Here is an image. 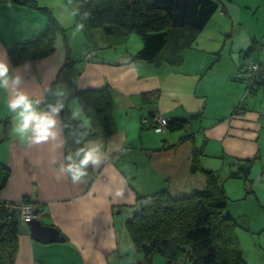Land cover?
<instances>
[{
  "label": "crops",
  "instance_id": "obj_1",
  "mask_svg": "<svg viewBox=\"0 0 264 264\" xmlns=\"http://www.w3.org/2000/svg\"><path fill=\"white\" fill-rule=\"evenodd\" d=\"M220 8L224 15L220 14ZM241 10L242 6H219L215 18L198 36L197 46L184 52L178 67L131 62L130 55L142 47L137 40H133L130 48L121 47L122 43L120 48L112 45L114 50L103 51L104 56L99 59L96 55L89 60L80 58L76 72L80 78L73 81L75 91L71 100L77 98L78 90L106 88L115 133L107 138L97 135L87 142L102 144L105 159L79 183L60 176L64 145L58 148L51 141L34 145L14 134L15 118L6 107L8 93L0 90V132L4 120L13 123L11 137L0 143L1 163L10 170L0 191V201L30 198L42 206L40 221L56 227L65 237L64 242L41 243L31 238L29 226L23 224L14 264H139L142 256L135 251L125 227L135 211L138 195L167 190L171 196L180 197L204 189L205 174L192 170L194 147L204 151L199 160L201 168H206L208 156L213 152L238 155L260 152L264 105L255 104L258 108L255 109L249 103L257 99L256 96L252 100L251 94L264 91V83L248 91V79L240 76L239 66L247 60L242 58V51L253 38V33L236 25L244 16ZM68 16L69 21L61 20L60 25L75 26L72 10L65 16L67 20ZM45 25V17L38 10L20 1L0 0V59L18 70L22 64H11L10 48L39 36ZM67 29L64 28L65 36ZM82 32L88 41L100 36L111 46L100 30L93 34L84 29ZM67 46L71 50L67 37L64 40L58 36L52 55L31 60L25 87L34 96L44 99L63 66ZM95 46L90 43V50L105 49H94ZM254 57L264 62L259 56ZM149 91L159 92L154 105L144 103L143 93ZM70 111L72 114L78 111L80 115L72 118L81 123L87 120V128L95 131L79 100L72 102ZM153 114L184 119L188 127L157 133L153 130ZM58 129L65 141L61 122ZM251 138L255 140L249 144L247 140ZM230 171L236 172L234 167ZM117 191L122 195L117 197ZM158 261L165 264L162 258Z\"/></svg>",
  "mask_w": 264,
  "mask_h": 264
},
{
  "label": "trees",
  "instance_id": "obj_2",
  "mask_svg": "<svg viewBox=\"0 0 264 264\" xmlns=\"http://www.w3.org/2000/svg\"><path fill=\"white\" fill-rule=\"evenodd\" d=\"M76 6L71 7L75 14V26H83L88 34L100 30L107 38L126 40L131 33L139 36L142 47L130 55V61H144L155 67H178L182 64L184 52L193 48L194 43L217 12L220 0H67ZM21 4L38 10L46 25L42 33L23 43H15L8 55L12 65H19L25 59L33 60L52 55L56 49L57 37L65 40L64 28L50 10L38 6L35 0H20ZM120 40V41H121ZM110 41V40H109ZM242 51L243 60L239 68L245 72L246 65L255 58L256 40ZM114 42V41H110ZM122 42V41H121ZM69 51V47H67ZM219 54V53H217ZM250 58V59H248ZM74 61L66 57L64 66H73ZM264 66V63L259 62ZM240 72V70H239ZM261 74V73H260ZM257 81L263 78L255 74ZM59 80V74L44 97L48 103L62 99L65 107L60 113L64 133V156L82 146L97 135L109 137L115 133L112 103L106 88L78 90L75 95L83 106L87 117L92 121L95 131L82 126L69 114V97L55 96L53 90ZM249 82V91L250 80ZM259 84L260 81H258ZM159 97L158 91L143 93L145 104L154 105ZM170 119V118H169ZM12 122L4 120L0 132V143L11 137ZM188 122L181 118L170 119L166 129L181 130ZM192 170H201L199 157L204 154L202 148L192 149ZM256 155L249 159H240L241 172L229 171V177L247 178L255 162ZM93 167H89L91 175ZM9 167L0 163V191L9 178ZM206 187L198 192L173 197L167 190H161L147 196H137V206L132 216L126 220L125 227L133 242L134 249L142 256V264H153L155 256H160L165 264H247L243 258L238 235L237 222L233 216L224 215L226 196L217 175L212 171H203ZM23 203H33L25 197ZM16 203L0 201V264H14L18 251V239L22 234L19 210ZM36 204V203H33ZM264 209V208H263ZM42 206L37 204L35 212L41 214ZM38 214V216H39Z\"/></svg>",
  "mask_w": 264,
  "mask_h": 264
},
{
  "label": "rangeland",
  "instance_id": "obj_3",
  "mask_svg": "<svg viewBox=\"0 0 264 264\" xmlns=\"http://www.w3.org/2000/svg\"><path fill=\"white\" fill-rule=\"evenodd\" d=\"M64 1L38 0V2L36 1V3L38 6L47 7L52 13L53 17H55L57 21L61 23V20L63 22L69 21V16H68V20L65 18V16H67L68 13H70V10H72L71 7L76 6V4L72 1H70L69 4H67V0ZM220 1H221L220 3H222L223 0ZM219 6H242L241 11L244 14V16H242V18L238 21L236 25L237 27H241L242 30L245 32L253 33L252 37L254 40H256L254 54L256 57L259 56V58L264 60V0H225L224 4H219ZM248 6H252L251 9H249ZM246 10H248V13ZM220 11H221L220 12L221 15L225 14V11L222 8H220ZM217 13H215L214 16L210 19L211 21L212 19L215 18ZM73 20H75L74 16H73ZM64 28L67 29L68 27H64ZM102 34L104 35V37H106L108 41L109 40L114 41V42L109 41L111 43L110 47L107 46L108 42L107 43L104 42L100 36H95L91 39L92 41H88V39H85L82 29L78 26H74V25L73 27L69 26V28L66 30L65 38L67 37V39L71 42V50L68 51L67 49L68 46L66 47L65 60L66 57L68 56L69 60L74 61V63L73 66H68V67L65 66L64 69H63L64 66L63 63V66L61 67L58 73L59 80L55 84L53 94L57 96L56 95L57 93H64L65 95L63 96L70 98L69 111H70V105L73 102V99L71 100V97H73V93L75 91L74 89L75 85L73 84V81L77 80L78 78V75L76 73L79 71L77 69V65L78 63L81 62L82 58L85 60H89L96 55L97 59H99L100 57L104 56V54L102 53L103 51L114 50L112 48V45H114L115 48H120V44L122 43L121 47L127 46L130 48V45H132L133 40H137L138 42L141 41L139 36L136 35L135 33H131L128 36L127 40L125 41V44H124V40H121L119 38H116L117 40H114L111 38H107V36L103 32ZM203 34L208 35L207 32ZM92 42L95 43L96 45L94 49H100V48H105V49L102 51H96L97 53L90 50L92 48H89V44ZM196 46H197V39L194 43V47ZM132 50L134 52L137 51L135 49ZM250 62L253 63L250 67H248V70L253 73L259 72L262 74V72L264 71V66L259 63L260 61L256 59L255 61L250 60L248 63ZM252 66H260V68L258 70H254V67L252 68ZM240 73L242 74L240 75L241 77H245L246 80L248 79L246 72H244L242 68L240 69ZM248 75L250 77V80L252 79V82L250 83V89L252 91L255 90V85L257 86L259 84L258 81H260V83H264L263 78H259V80L257 81V77L255 76V74H248ZM95 89L98 90V88ZM48 90L49 89H47V91ZM256 96L257 99L256 98L254 99V97ZM251 97L252 100L254 99V103H249L251 107L252 105L255 106V104L257 107L264 105V91L260 90L258 91V93L251 94ZM256 106L255 109H258ZM70 113L71 111L69 112V114ZM70 116L73 117V114L71 113ZM152 119L154 120V117ZM262 127H264V122L262 124ZM256 130L259 132L258 126H256ZM262 131H263V135L259 140V147L261 148L260 152L255 150V152H251L246 155L228 154L226 151L224 152L219 151L217 152V154L213 152L212 154H210V156H208L209 159H207L206 168H202L205 169L203 171L215 170L212 172H214V174L217 175V177H219L218 180L223 186L224 194L227 200L226 203L227 207L225 208L223 214L227 216H233L234 220L238 224V226L236 227V234L238 235L240 248L243 251V258L247 264H264V209H263L264 208V128H262ZM254 140L255 139L251 138L247 141L250 144ZM251 148L252 147H250V149ZM253 155L254 156L256 155V159L255 162L253 161V163L251 164L252 167L249 171L247 178L229 177L228 172L232 169V167L235 168L236 172H241V170H238L239 166L241 165V162H239L238 160L249 159L252 158ZM191 157H192V153H191ZM201 157L202 156L199 157V160H201ZM1 162L3 161L0 159V163ZM199 165L201 168L200 163ZM208 167H210L209 170H207ZM12 203H16L13 205V207L14 208L16 207L18 209L19 207L17 206H20L18 204L23 202L21 200L19 202H12ZM27 204H31L33 206V209H35V207L37 209V204H33L31 202ZM39 217L40 214L36 219H39ZM22 223L23 222L21 221V224ZM23 224L28 225L27 222ZM159 259L161 260L160 256L158 255L155 256L153 259V264H162L159 263L158 261ZM139 264L142 263L140 262ZM181 264H188V263L185 260Z\"/></svg>",
  "mask_w": 264,
  "mask_h": 264
},
{
  "label": "clouds",
  "instance_id": "obj_4",
  "mask_svg": "<svg viewBox=\"0 0 264 264\" xmlns=\"http://www.w3.org/2000/svg\"><path fill=\"white\" fill-rule=\"evenodd\" d=\"M83 27L82 25L80 26ZM32 61L25 59L18 70H14L5 59H0V90L8 93L6 107L14 116L13 132L20 138H26L29 143L39 145L47 142H56V147L62 148L65 141L61 137L58 124L61 122L60 113L65 107L62 99L55 103H45L43 98L34 96L25 87V77L30 74ZM58 97L65 95L57 93ZM78 98L73 99L77 103ZM80 113L73 112L77 117ZM83 127L87 128L88 121H83ZM75 144L82 145L64 156V162L60 164V176H67L73 183H79L88 176L89 167H99L104 161L103 145L100 143H83L80 139ZM56 163V160H53ZM59 178V177H58ZM117 197L122 193L117 191Z\"/></svg>",
  "mask_w": 264,
  "mask_h": 264
},
{
  "label": "water",
  "instance_id": "obj_5",
  "mask_svg": "<svg viewBox=\"0 0 264 264\" xmlns=\"http://www.w3.org/2000/svg\"><path fill=\"white\" fill-rule=\"evenodd\" d=\"M15 3H18L20 0H12ZM30 228V236L35 241L41 243L47 242H64L65 237L62 236L59 230L52 225H45L39 219H32L27 222Z\"/></svg>",
  "mask_w": 264,
  "mask_h": 264
},
{
  "label": "built area",
  "instance_id": "obj_6",
  "mask_svg": "<svg viewBox=\"0 0 264 264\" xmlns=\"http://www.w3.org/2000/svg\"><path fill=\"white\" fill-rule=\"evenodd\" d=\"M252 63L253 62H250L246 65L245 72H246L247 76L249 77L248 74H258L260 77H262L259 72L253 73V72L248 70V67H250L252 65ZM253 67H254V70H258L260 68V66H252V68ZM249 79H250V77H249ZM145 121H146V119H145ZM153 121H154L153 130L155 132H163L167 128V124H169V118H167L163 115L154 116ZM18 205H20L17 207H19L18 209L20 212L21 221L23 223L29 222L30 220H32L34 218H38V214L35 212V209H33V206L31 204L20 203Z\"/></svg>",
  "mask_w": 264,
  "mask_h": 264
}]
</instances>
